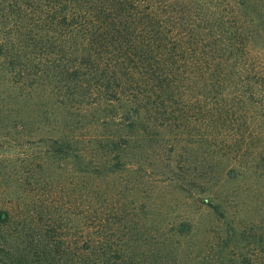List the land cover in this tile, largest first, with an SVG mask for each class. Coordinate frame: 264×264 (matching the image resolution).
<instances>
[{
  "label": "trees",
  "instance_id": "1",
  "mask_svg": "<svg viewBox=\"0 0 264 264\" xmlns=\"http://www.w3.org/2000/svg\"><path fill=\"white\" fill-rule=\"evenodd\" d=\"M213 1V11L190 17L170 0H0V54L28 82L36 62L38 73L66 85L67 97L89 101L79 105L84 109L97 95L109 105L123 99L120 121L130 129L139 127L143 109L149 115L142 121L191 114L212 135L216 127L234 130H222L227 155L244 169L257 160L252 167L264 171V54L252 43L264 39V3ZM191 85L203 92L194 101L181 91ZM106 142L109 156L125 147ZM52 143L45 158L21 148L9 159L14 189L6 174L0 177V264H187L169 239L159 243L161 236L135 219L143 207L128 212L126 203L84 180L40 176L47 162L75 158L68 141ZM105 158L107 174L119 169ZM245 255L264 264L260 247Z\"/></svg>",
  "mask_w": 264,
  "mask_h": 264
},
{
  "label": "rangeland",
  "instance_id": "2",
  "mask_svg": "<svg viewBox=\"0 0 264 264\" xmlns=\"http://www.w3.org/2000/svg\"><path fill=\"white\" fill-rule=\"evenodd\" d=\"M170 1L184 7L190 17L215 8L213 0ZM224 1L236 7L243 3V8L258 2ZM215 2L221 4V0ZM249 17L257 22L254 14ZM252 43L264 54L263 38ZM8 62L0 54V177H9V189L15 185V164L9 159L19 149L39 152L45 158L54 147L52 142L63 139L75 158L43 164L40 176L58 183L84 180L126 203L128 212L136 214L143 207V214L135 219L152 236H161L159 243L169 239L176 257L187 264H254L245 253L251 245L264 250V171L252 167L257 160L244 169L239 160L227 155L221 145L226 140L222 130L227 134L234 130L216 127L220 136L212 135L191 114L142 121L149 115L143 109L138 110L139 127L130 129L120 121L126 117L123 99L109 105L97 95L91 109H84L79 105L85 107L89 101L67 97L66 85H54L48 74L38 73L37 68H42L36 62L35 75L27 73L30 82L12 71ZM231 81L236 83L237 78ZM181 91L192 96V101L203 93L198 85ZM109 139L120 145L125 142V147L109 156L102 149ZM107 155L112 159L109 167L119 168L110 174L101 166ZM91 166L97 169L94 175L89 173Z\"/></svg>",
  "mask_w": 264,
  "mask_h": 264
}]
</instances>
